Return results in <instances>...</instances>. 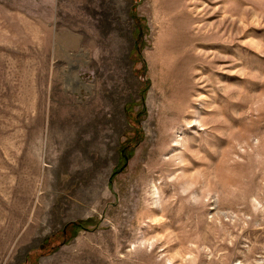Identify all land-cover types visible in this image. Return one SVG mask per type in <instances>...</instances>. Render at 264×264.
<instances>
[{
    "label": "rangeland",
    "instance_id": "374dc122",
    "mask_svg": "<svg viewBox=\"0 0 264 264\" xmlns=\"http://www.w3.org/2000/svg\"><path fill=\"white\" fill-rule=\"evenodd\" d=\"M0 264H264V0H0Z\"/></svg>",
    "mask_w": 264,
    "mask_h": 264
}]
</instances>
